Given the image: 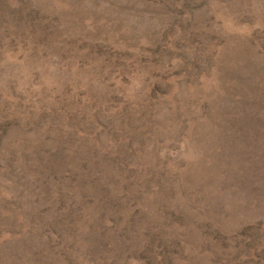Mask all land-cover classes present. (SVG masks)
Returning a JSON list of instances; mask_svg holds the SVG:
<instances>
[{
    "label": "rangeland",
    "instance_id": "rangeland-1",
    "mask_svg": "<svg viewBox=\"0 0 264 264\" xmlns=\"http://www.w3.org/2000/svg\"><path fill=\"white\" fill-rule=\"evenodd\" d=\"M0 264H264V0H0Z\"/></svg>",
    "mask_w": 264,
    "mask_h": 264
}]
</instances>
